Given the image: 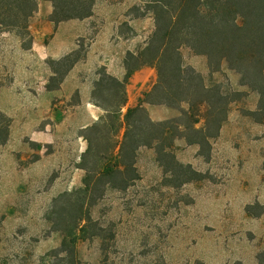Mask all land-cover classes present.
<instances>
[{"label":"rangeland","instance_id":"374dc122","mask_svg":"<svg viewBox=\"0 0 264 264\" xmlns=\"http://www.w3.org/2000/svg\"><path fill=\"white\" fill-rule=\"evenodd\" d=\"M82 1L94 3L91 17L56 24L52 19L67 13L66 0H37L29 26L33 51H25L30 40L18 32L0 34V127L1 115L10 122V138L0 146V264H65L54 253L63 235L49 218L56 198L84 186L83 166L95 159L83 158L86 129L96 122L84 101L86 88L91 85L94 94L104 68L122 81L127 52L137 51L154 29L153 18L137 16L149 0ZM47 50L67 54L38 56ZM69 55L79 59L78 69L70 70L59 89L48 91L47 85H57L50 84L53 70L56 79L64 74ZM183 56L207 85L242 96L230 105L228 121L212 141L210 161L199 155L198 146L175 143L178 161L201 173L199 181L169 186L155 150L143 148L136 160L139 180L126 191L108 189L92 208L93 219L108 231L105 264H258L264 251V124L249 115L259 96L226 68L211 74L205 58L189 50ZM156 82L154 69L137 72L127 85L122 113L145 101ZM26 91L37 100L19 101ZM144 106L154 122L177 116L164 106ZM101 244L98 238L81 241L75 264H104Z\"/></svg>","mask_w":264,"mask_h":264},{"label":"trees","instance_id":"16d2710c","mask_svg":"<svg viewBox=\"0 0 264 264\" xmlns=\"http://www.w3.org/2000/svg\"><path fill=\"white\" fill-rule=\"evenodd\" d=\"M65 6V17L52 22L83 20L93 15L92 1L66 0ZM37 10V0H0V34L18 32L30 40L23 48L32 49L29 26ZM147 15L153 18L154 29L137 51L127 52L124 79L109 75L105 68L100 73L102 79L96 84L92 102L104 111V116L86 129L90 135L84 137L88 149L83 158L95 159L83 166L87 174L84 186L54 200L49 221L53 230L63 235L61 246L54 253L65 264L76 263L81 241L95 238L102 242L103 263L108 260L107 236L104 237L108 231L93 219L92 208L108 189L126 191L139 180L136 160L141 149L155 150L171 187L182 188L202 178L191 165L178 161L175 143L184 140L198 146L199 155L210 161L212 141L219 137L228 121L230 105L242 93L207 85L200 72L186 65L184 50L205 58L211 74L220 73L223 68L236 74L241 87L259 96L257 110L249 115L257 124H264V0H149L144 13L137 16ZM63 62L66 70L58 79L53 70L50 84L57 85H47L50 92L60 88L79 59L71 61L69 55ZM144 68L156 71L157 82L146 93V100L124 115L127 85ZM145 103L174 110L177 116L154 122ZM1 117L4 123L0 127V146L10 138V122ZM103 142H107L106 149ZM111 236L114 238V234ZM257 260L264 264V251Z\"/></svg>","mask_w":264,"mask_h":264},{"label":"crops","instance_id":"0c3cea01","mask_svg":"<svg viewBox=\"0 0 264 264\" xmlns=\"http://www.w3.org/2000/svg\"><path fill=\"white\" fill-rule=\"evenodd\" d=\"M34 49H32L33 51ZM26 51V50H25ZM31 51V50H29ZM42 53L44 54H48L49 56H52L54 59H58L60 57H63L64 55L67 54V52H64V53H60V54H57V53H52V51L50 50H47V51H39L38 52V56L41 58L42 56ZM47 56V55H46ZM45 58V57H44ZM103 66H107L106 63L103 64ZM78 69V64H76L73 69H72V72H76V70ZM31 73L29 72H26L25 73V77H31L30 75ZM52 76H53V73H52ZM29 83V82H28ZM46 85V84H45ZM88 88H86V97L84 98V101L86 102L87 104V110L89 112V116H90V121H97L101 115L104 113V111L97 107L96 105L93 104L92 100H91V96H92V91H93V87L90 85V86H87ZM46 90V89H45ZM41 95V94H40ZM19 101H23L24 103H33L35 102L37 99H36V96L34 93L32 92H23L19 98H18ZM28 125H24L23 127V131L25 132H30L31 130L29 129V127H27Z\"/></svg>","mask_w":264,"mask_h":264}]
</instances>
